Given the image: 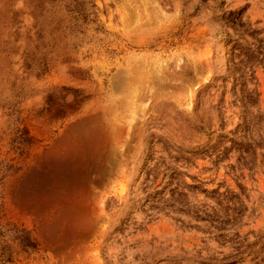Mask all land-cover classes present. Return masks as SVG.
<instances>
[{"label": "rangeland", "instance_id": "1", "mask_svg": "<svg viewBox=\"0 0 264 264\" xmlns=\"http://www.w3.org/2000/svg\"><path fill=\"white\" fill-rule=\"evenodd\" d=\"M93 116L103 208L46 242L16 192ZM0 264H264V0H0Z\"/></svg>", "mask_w": 264, "mask_h": 264}, {"label": "bare ground", "instance_id": "2", "mask_svg": "<svg viewBox=\"0 0 264 264\" xmlns=\"http://www.w3.org/2000/svg\"><path fill=\"white\" fill-rule=\"evenodd\" d=\"M135 90L132 88V91ZM123 93L125 94V92ZM135 93L132 94L133 98H136ZM124 94L123 96H125ZM135 106L133 107L136 108ZM128 108L130 109L129 106ZM142 112L144 114V111ZM95 117L78 120V122L66 127L64 135L57 140L55 139L54 143L52 142L48 152L37 161L40 163L39 166L27 175L16 192L17 204L31 210L35 217L36 227L46 242L73 240L86 234L93 225L92 213L103 208L102 203L104 201L99 194L100 192L90 188L86 189V184L93 183V172H96L94 171L96 168L94 161L104 149L107 135H110L111 132L114 133L108 137V141H110L111 136H114L111 140L118 144L122 142L120 140L122 137L128 135L130 128L129 126L116 128L112 126L111 122V125L108 124L107 121L105 122L107 124L104 125L102 122L105 120L100 123ZM132 118L134 117L132 116ZM130 120L133 121L134 119L130 118ZM128 123L127 125H129Z\"/></svg>", "mask_w": 264, "mask_h": 264}]
</instances>
